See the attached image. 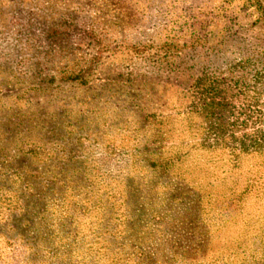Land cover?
<instances>
[{"label": "rangeland", "instance_id": "374dc122", "mask_svg": "<svg viewBox=\"0 0 264 264\" xmlns=\"http://www.w3.org/2000/svg\"><path fill=\"white\" fill-rule=\"evenodd\" d=\"M0 264H264V0H0Z\"/></svg>", "mask_w": 264, "mask_h": 264}]
</instances>
